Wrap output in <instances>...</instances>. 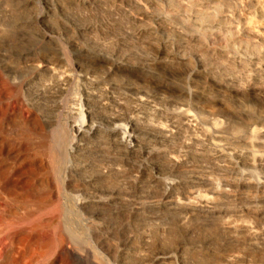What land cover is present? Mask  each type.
Returning <instances> with one entry per match:
<instances>
[{
	"label": "rangeland",
	"instance_id": "rangeland-1",
	"mask_svg": "<svg viewBox=\"0 0 264 264\" xmlns=\"http://www.w3.org/2000/svg\"><path fill=\"white\" fill-rule=\"evenodd\" d=\"M0 36V264H48L60 239L67 264H264V237L223 226L264 232V0H0Z\"/></svg>",
	"mask_w": 264,
	"mask_h": 264
},
{
	"label": "bare ground",
	"instance_id": "bare-ground-1",
	"mask_svg": "<svg viewBox=\"0 0 264 264\" xmlns=\"http://www.w3.org/2000/svg\"><path fill=\"white\" fill-rule=\"evenodd\" d=\"M88 2V1H87ZM38 18L36 17L37 20H39V17H40V14L37 15ZM41 18V17H40ZM39 24V23H38ZM181 29V28H180ZM44 30V29H43ZM182 30V29H181ZM1 37V36H0ZM49 38V37H48ZM2 39V38H1ZM1 41V40H0ZM72 45V44H71ZM74 46V45H73ZM29 48H27V51L30 50V47L28 45ZM34 49V48H33ZM32 49V55L30 60L32 63H34V65L38 68H40V52H37L38 50H33ZM30 52V51H29ZM28 52V53H29ZM21 53V52H20ZM28 53H25V54H28ZM85 60L88 61V63L93 67L95 64L99 63V57L96 55V54H92V53H89V51H85ZM95 55V56H94ZM102 56V55H101ZM98 57V58H97ZM104 58V57H103ZM106 59V58H105ZM114 59V58H113ZM28 60V59H27ZM84 60V61H85ZM29 61V60H28ZM103 61V60H102ZM105 61V60H104ZM112 61V60H111ZM101 64V63H100ZM28 65V64H27ZM26 65V66H27ZM107 65V64H106ZM34 67V66H33ZM108 67V66H107ZM122 67V63H118V62H111L110 63V68L111 69H116L118 70L121 69ZM124 67V66H123ZM125 68V67H124ZM124 70V69H123ZM110 71V70H109ZM2 78V77H0ZM1 80V79H0ZM4 80V79H2ZM1 80V81H2ZM4 82V81H3ZM2 84V83H1ZM2 88L5 92V94L7 95V97H9L10 99V106H11V109L13 112H16L18 113L19 117H21V120H22V135H23V142H24V145L27 146V149L28 150H34L35 148H38L40 149V131L42 130V124L40 123V116L38 114V112H36L34 110V108L29 105V103L27 102L26 99H24L22 96L18 95L14 88L11 87L10 85H8L7 83H4L2 84ZM1 88V89H2ZM17 90V88H16ZM8 106V104L6 103V107ZM81 117V116H80ZM83 117V116H82ZM83 119L80 120H73V122L71 121V129L75 132V134L77 136H81L83 134H85L86 132L88 131H91L94 129V126L93 125H88L87 123H85L84 121H82ZM116 127H118L117 125H115ZM1 129V128H0ZM127 133V132H126ZM3 136H1V131H0V154L2 153V150L3 148H5V143L3 142V139H2ZM22 137V136H21ZM126 137H132L131 133H127ZM44 138V137H43ZM6 139V138H5ZM34 140H37V143H34L33 141ZM123 142H125L126 144L128 142H130V139L129 140H123ZM10 143V142H9ZM19 143V142H18ZM26 149V148H25ZM35 152H38L37 150ZM39 154V153H38ZM32 156V155H31ZM21 159V158H20ZM35 160V159H34ZM18 161V160H17ZM22 163V162H21ZM24 163V162H23ZM16 164V163H15ZM39 165H34L35 167V170L38 171L40 173V162H38ZM152 164V163H151ZM18 166V169H22L21 168V165H17ZM27 166V165H26ZM44 166V165H43ZM24 167V166H23ZM37 167V168H36ZM15 169V168H14ZM24 169V168H23ZM30 169V168H29ZM33 170V168H32ZM15 171V170H14ZM43 172H45V174L48 172H46V167H43ZM11 173V172H10ZM34 173V172H33ZM44 174V175H45ZM42 175V174H41ZM38 177V176H37ZM27 178V177H26ZM37 179V178H36ZM50 181H46V184H45V189L49 190V195H47V200H49V202L53 199L54 197V191L52 189H50ZM34 184V183H33ZM37 185V184H36ZM40 185V183H39ZM43 185V184H42ZM41 185V186H42ZM16 185L15 183L11 182L9 180V178L7 179L6 176L4 175V173L0 172V189H6V190H12V189H15ZM39 187V186H38ZM30 188V187H29ZM40 188V187H39ZM42 188H44L42 186ZM38 189V188H37ZM33 192V194L35 196H33V199H31L30 201H26L24 200L23 202H21V208H26L27 206L31 205V206H37L38 209L39 206H43L42 203L40 204V201L44 202L42 200V198H40V194H38L37 190H36V187L31 189ZM38 195H37V194ZM45 195V196H46ZM174 195V194H173ZM56 200V199H55ZM114 201V200H113ZM48 202V203H49ZM52 202V201H51ZM109 203V202H108ZM50 205V204H49ZM48 205V206H49ZM51 206V205H50ZM53 206V205H52ZM30 207V206H29ZM84 207V205H83ZM35 207L32 208V210H35L34 209ZM26 210V209H25ZM28 210V208H27ZM36 211V210H35ZM15 212H13L14 214ZM25 213L28 214V212L25 211ZM23 214V215H26V214ZM30 214V213H29ZM32 214V212H31ZM30 214V215H31ZM23 215L21 216H15L17 219L18 218H21L23 217ZM28 217V216H26ZM25 218V216H24ZM231 218V217H230ZM50 221V220H49ZM49 221H46L47 223L46 224H50ZM42 222V221H41ZM39 225L40 224H43V223H40L38 222ZM48 224V225H49ZM239 224V225H238ZM44 225V224H43ZM239 226V228L243 229L249 236L248 238V242L251 243L252 245L254 246H257V241L259 239H263L264 237V232L261 231L258 227H248L246 226L242 221H239L238 222H234L233 220H228L227 218L224 219L223 221V226L224 228H234L236 226ZM41 226V225H40ZM15 230V229H14ZM7 233V232H6ZM24 234V233H23ZM60 234V233H59ZM61 235V234H60ZM229 235V234H228ZM0 237H1V231H0ZM3 238L7 239L9 241V245L12 247L13 243L15 242V240H25V238L23 237L22 235V232L21 231H14V232H11L10 234H7V235H2ZM60 246H59V249L57 251V253L55 254V256L53 257V260L50 261L48 264H54L55 262H58L59 264H67L68 260H69V255L66 251V248L67 246L65 245V242L62 243L61 239H60ZM48 243V242H47ZM6 244V243H5ZM57 245V244H56ZM8 246V245H7ZM58 246V245H57ZM14 247V246H13ZM69 248V247H68ZM40 252V251H39ZM74 253V252H73ZM41 253H38L36 255H39L40 256ZM75 254L77 255V257L79 258H84L85 255L83 254V252L81 251H75ZM80 262V261H79ZM70 263V262H69ZM90 264V262H89Z\"/></svg>",
	"mask_w": 264,
	"mask_h": 264
}]
</instances>
